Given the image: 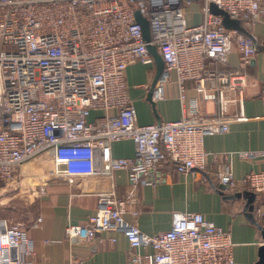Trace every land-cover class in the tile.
<instances>
[{
    "label": "built area",
    "instance_id": "2783aa9c",
    "mask_svg": "<svg viewBox=\"0 0 264 264\" xmlns=\"http://www.w3.org/2000/svg\"><path fill=\"white\" fill-rule=\"evenodd\" d=\"M197 2L202 17L194 21ZM212 3L247 30L264 23V0H0V182L14 181L32 163L38 168L21 174L40 182L41 190L48 177L97 179L98 208L86 223L68 224L71 242L88 245L98 233L118 230L130 244L126 264L236 263L231 233L202 213L175 212L170 228L149 234L138 225L135 206L139 188L166 179L168 166L184 174L205 172L211 155L206 137L246 118L248 67L258 40L226 27L223 16L211 12ZM137 9L150 22L149 41ZM150 45L165 63L153 99L164 100L167 85L174 84L184 109L177 120L138 123L126 71L134 61L156 65ZM234 47L238 65L231 62ZM188 81L199 97L187 104ZM199 98L219 110L202 113ZM124 139L135 142V156H114V143ZM235 156L264 162V147L227 153L230 162ZM120 172L129 176L125 196L117 191ZM215 174L226 186H239L229 164ZM241 184L264 193V165ZM257 213H264L263 205ZM35 254L25 225L1 219L0 264H25Z\"/></svg>",
    "mask_w": 264,
    "mask_h": 264
},
{
    "label": "crops",
    "instance_id": "0c3cea01",
    "mask_svg": "<svg viewBox=\"0 0 264 264\" xmlns=\"http://www.w3.org/2000/svg\"><path fill=\"white\" fill-rule=\"evenodd\" d=\"M200 8V2L192 7L194 21L202 17ZM249 32L257 37L258 53L248 67L251 83L246 90V118L233 121L227 132L206 137L205 146L211 155L205 172L184 174L168 166L162 172L163 176H167L166 179L139 188L138 203L135 206L140 210L138 225L149 234L170 228L175 212H200L206 219L231 233L235 242V264H264V213H257L259 206L263 205L264 208V193L252 192L241 184L248 172L262 169L263 159L235 156L230 162L227 157L228 152L260 150L264 147V23L253 24ZM239 61L240 54L234 47L231 62L238 65ZM156 70V65L139 61L131 62L127 67L129 93L140 124L157 122V114L162 120H177L184 112L174 84L167 85L164 100L156 101L155 112L148 94ZM194 87V81L187 82V104L190 99L199 97ZM199 99L202 113L212 114L219 110L215 102ZM235 110L233 107L231 112ZM113 154L118 157L135 156V142L124 139L114 143ZM226 164L230 165L235 178L240 182L236 188L224 186L215 174ZM37 168L35 163L20 168L16 176L21 184L19 192L30 182L21 173ZM118 182V194L125 196L129 186L128 173L120 172ZM35 184L40 190L28 201H23L24 196L18 192L11 202L3 203L11 196H4L0 190V196H4L0 201V220L22 222L28 236L35 242L36 254L26 257L25 264H68L76 258L83 259L85 264H126L130 244L121 231L98 233L88 245L71 242L67 238L68 224H84L97 210V179L78 178L70 183L48 177L43 190L40 182L35 181ZM40 216L42 220L38 221ZM127 217L132 219L131 214ZM111 238H115V241Z\"/></svg>",
    "mask_w": 264,
    "mask_h": 264
},
{
    "label": "water",
    "instance_id": "95a60500",
    "mask_svg": "<svg viewBox=\"0 0 264 264\" xmlns=\"http://www.w3.org/2000/svg\"><path fill=\"white\" fill-rule=\"evenodd\" d=\"M132 2H135V0H131ZM211 12L216 14V15H221L223 16V22L225 24L226 27L228 28H234V29H238L243 33L246 34H250L249 30H247L241 23L240 20L232 18L229 14L228 11L222 9L221 7H219L217 4L212 3L210 6ZM135 16H136V20L141 24L142 28H143V32H144V37L146 40H150L151 37V29H150V22L148 21V19L142 14L140 9H137L135 12ZM149 49L151 51V53L153 54L155 61H156V66H157V70H156V75L155 78L151 84L150 87V91L148 94V99L149 101L152 103L154 110L156 112V101L153 99V91L155 88V85L158 81V79L160 78L163 70H164V59L162 57V55L158 52V50L156 49L155 46L150 45ZM157 120L161 121V117L157 114ZM226 186V185H224Z\"/></svg>",
    "mask_w": 264,
    "mask_h": 264
},
{
    "label": "rangeland",
    "instance_id": "374dc122",
    "mask_svg": "<svg viewBox=\"0 0 264 264\" xmlns=\"http://www.w3.org/2000/svg\"><path fill=\"white\" fill-rule=\"evenodd\" d=\"M187 10V18L190 21V16L188 15L189 13V8H186ZM18 179H15L14 181H10V182H0V190L4 192V196H11L10 199H5V201H2L3 203L5 202H11L10 200L13 199V196L15 194H18V190L21 187V184H19V181H17ZM18 184V185H17ZM29 185V186H28ZM26 186V188H23L21 192H19V194L23 195V201H28L30 200V198H32V196L34 194L37 193L38 190H40V187L37 186V184H35V181L33 183L29 182ZM4 196H0V201ZM16 196V195H15ZM15 199V197H14ZM2 204V203H1ZM4 205V204H3Z\"/></svg>",
    "mask_w": 264,
    "mask_h": 264
}]
</instances>
